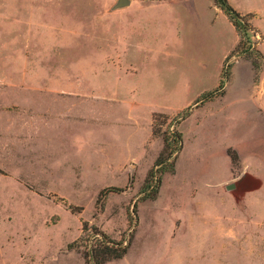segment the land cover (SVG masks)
Segmentation results:
<instances>
[{"label":"rangeland","instance_id":"rangeland-1","mask_svg":"<svg viewBox=\"0 0 264 264\" xmlns=\"http://www.w3.org/2000/svg\"><path fill=\"white\" fill-rule=\"evenodd\" d=\"M117 2L0 0V264H264V0Z\"/></svg>","mask_w":264,"mask_h":264},{"label":"trees","instance_id":"trees-1","mask_svg":"<svg viewBox=\"0 0 264 264\" xmlns=\"http://www.w3.org/2000/svg\"><path fill=\"white\" fill-rule=\"evenodd\" d=\"M216 3L219 5V7L225 12V14H227V16L233 20L234 25L236 26V28L238 30H240L241 27V22L239 21V15L237 13V11L230 5V3L228 2V0H216ZM223 84L220 85V89H222ZM220 93V90H216L214 92H211L208 94V96H206L209 99H212L216 96V94ZM176 143H177V149L176 151L178 152L180 150L181 147V143H182V139H181V135L180 134H176ZM170 142H168V139H165V149L164 151L161 153V155L159 156V158L157 159L154 167L151 169L150 173H149V181L150 179L154 178L156 173L158 172H165V171H170L173 172L175 170V165L172 164L171 168H163L165 165V162L167 160L166 157V153L168 148L170 147ZM173 153V152H172ZM171 153V155H172ZM105 239L107 240L108 238L105 237ZM103 242V243H102ZM107 243V242H106ZM104 244V241L101 240L100 242V246ZM129 243L125 244L124 242L118 243L116 245L115 248H113V252H102V254H94V250H92L91 252V259H90V264H104L107 261H109L110 259L113 258H121L123 257L128 249H129ZM93 249L98 248V245H93ZM103 257L102 260H100V256Z\"/></svg>","mask_w":264,"mask_h":264},{"label":"water","instance_id":"water-1","mask_svg":"<svg viewBox=\"0 0 264 264\" xmlns=\"http://www.w3.org/2000/svg\"><path fill=\"white\" fill-rule=\"evenodd\" d=\"M131 4V0H118L117 4L115 5V8H121L126 7ZM233 186H228V189H232Z\"/></svg>","mask_w":264,"mask_h":264}]
</instances>
